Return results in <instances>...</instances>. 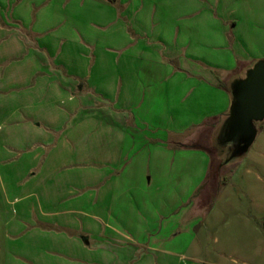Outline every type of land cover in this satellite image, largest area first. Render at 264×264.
I'll use <instances>...</instances> for the list:
<instances>
[{
    "label": "crops",
    "instance_id": "obj_1",
    "mask_svg": "<svg viewBox=\"0 0 264 264\" xmlns=\"http://www.w3.org/2000/svg\"><path fill=\"white\" fill-rule=\"evenodd\" d=\"M263 60L264 0H0V264H264V121L202 149Z\"/></svg>",
    "mask_w": 264,
    "mask_h": 264
},
{
    "label": "water",
    "instance_id": "obj_2",
    "mask_svg": "<svg viewBox=\"0 0 264 264\" xmlns=\"http://www.w3.org/2000/svg\"><path fill=\"white\" fill-rule=\"evenodd\" d=\"M232 105L224 117L217 142L213 145L222 166L240 162L247 155L264 121V60L249 69L245 78L231 86ZM209 140L214 141L215 133ZM211 149V148H209Z\"/></svg>",
    "mask_w": 264,
    "mask_h": 264
},
{
    "label": "rangeland",
    "instance_id": "obj_3",
    "mask_svg": "<svg viewBox=\"0 0 264 264\" xmlns=\"http://www.w3.org/2000/svg\"><path fill=\"white\" fill-rule=\"evenodd\" d=\"M216 119H214V118H212L211 119V122H214ZM219 120V119H218ZM211 137H213V134L211 133V132H208V133H205L204 134V136H202L201 137V139L199 140V142L197 141V139H196V145L197 146H200L202 143H205L206 142V140H205V138L208 140L209 138H211ZM205 140V141H204ZM180 152V151H179ZM212 156H211V158H212V160H213V162H214V164H213V166H212V169H213V176H217V175H220L221 173H223L225 170H224V168H222V167H225V166H221V163H219L218 161V157L216 156V151H213L212 152ZM220 165H219V164ZM229 171L231 172L232 170L231 169H228V171L226 172V173H229ZM225 173V174H226ZM221 184H223V180L221 179ZM220 203H221V200H220V198H219V200H218V197H217V194H216V196H214L213 197V203H212V205H215V212H217L218 211V208H219V206H220ZM243 204H246V202L244 201V202H242ZM217 210V211H216ZM215 214V213H214ZM217 230L216 231H212L211 232V234H209V235H207V236H209L210 237V244H209V248L211 249V251H212V254H214V252H220V249H223V248H225V246L224 245H221L222 243H221V238H222V236H223V234L225 233V230L224 229H221V228H219V225L217 226V228H216ZM202 235V234H201ZM219 239V243H217L216 241H215V239ZM227 252H230V250H226Z\"/></svg>",
    "mask_w": 264,
    "mask_h": 264
},
{
    "label": "trees",
    "instance_id": "obj_4",
    "mask_svg": "<svg viewBox=\"0 0 264 264\" xmlns=\"http://www.w3.org/2000/svg\"><path fill=\"white\" fill-rule=\"evenodd\" d=\"M204 151H206L208 154H209V156L211 157L213 154H212V152H213V150L212 149H209V148H202ZM212 159V158H211ZM212 162H213V160H212ZM213 164H214V162H213ZM213 166V165H212Z\"/></svg>",
    "mask_w": 264,
    "mask_h": 264
}]
</instances>
